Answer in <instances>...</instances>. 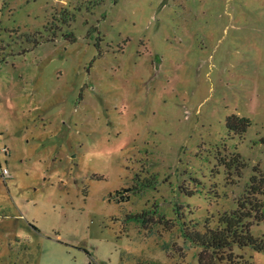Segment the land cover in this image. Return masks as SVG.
Returning a JSON list of instances; mask_svg holds the SVG:
<instances>
[{
  "label": "rangeland",
  "instance_id": "obj_1",
  "mask_svg": "<svg viewBox=\"0 0 264 264\" xmlns=\"http://www.w3.org/2000/svg\"><path fill=\"white\" fill-rule=\"evenodd\" d=\"M255 168L264 0H0V264H264L185 238Z\"/></svg>",
  "mask_w": 264,
  "mask_h": 264
},
{
  "label": "trees",
  "instance_id": "obj_2",
  "mask_svg": "<svg viewBox=\"0 0 264 264\" xmlns=\"http://www.w3.org/2000/svg\"><path fill=\"white\" fill-rule=\"evenodd\" d=\"M226 126L229 131L241 135L250 126V121L231 116L227 118ZM254 170L257 175L252 176L246 195L237 203L236 210L223 214L219 219V226L215 229L207 225L204 232L195 230L186 232L187 241L202 250L218 251L237 246L264 252V239L252 236L250 233L252 224L247 221L264 222V203L258 200V197L264 196V173L256 168ZM126 192L128 191H124ZM198 264H203L201 259Z\"/></svg>",
  "mask_w": 264,
  "mask_h": 264
},
{
  "label": "built area",
  "instance_id": "obj_3",
  "mask_svg": "<svg viewBox=\"0 0 264 264\" xmlns=\"http://www.w3.org/2000/svg\"><path fill=\"white\" fill-rule=\"evenodd\" d=\"M7 173H8V172H7V170H5V169H3V170L1 171V174H2L3 177H5V176L7 175Z\"/></svg>",
  "mask_w": 264,
  "mask_h": 264
},
{
  "label": "flooded vegetation",
  "instance_id": "obj_4",
  "mask_svg": "<svg viewBox=\"0 0 264 264\" xmlns=\"http://www.w3.org/2000/svg\"><path fill=\"white\" fill-rule=\"evenodd\" d=\"M60 7H61V5H60ZM60 7L58 8V11H60Z\"/></svg>",
  "mask_w": 264,
  "mask_h": 264
}]
</instances>
